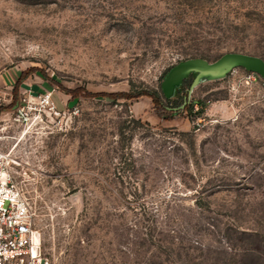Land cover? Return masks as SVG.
Listing matches in <instances>:
<instances>
[{
    "label": "rangeland",
    "instance_id": "rangeland-1",
    "mask_svg": "<svg viewBox=\"0 0 264 264\" xmlns=\"http://www.w3.org/2000/svg\"><path fill=\"white\" fill-rule=\"evenodd\" d=\"M230 53L264 60V0H0V148L53 264H264V78L164 87ZM143 89L177 105L87 95Z\"/></svg>",
    "mask_w": 264,
    "mask_h": 264
},
{
    "label": "built area",
    "instance_id": "built-area-1",
    "mask_svg": "<svg viewBox=\"0 0 264 264\" xmlns=\"http://www.w3.org/2000/svg\"><path fill=\"white\" fill-rule=\"evenodd\" d=\"M52 95L45 91L38 97L56 114ZM10 163L8 153L0 148V264H53L34 225L30 199Z\"/></svg>",
    "mask_w": 264,
    "mask_h": 264
},
{
    "label": "water",
    "instance_id": "water-1",
    "mask_svg": "<svg viewBox=\"0 0 264 264\" xmlns=\"http://www.w3.org/2000/svg\"><path fill=\"white\" fill-rule=\"evenodd\" d=\"M244 67L250 71L258 73L264 78V60L247 54L230 53L224 55L216 62L210 63L201 58L189 59L176 65L164 83L165 89H169L173 84L182 81L186 73L197 71V76L192 82L195 86L206 76L223 77L235 67Z\"/></svg>",
    "mask_w": 264,
    "mask_h": 264
},
{
    "label": "trees",
    "instance_id": "trees-1",
    "mask_svg": "<svg viewBox=\"0 0 264 264\" xmlns=\"http://www.w3.org/2000/svg\"><path fill=\"white\" fill-rule=\"evenodd\" d=\"M25 77L26 76L24 75V73H22L21 76L19 77V82H22L25 79ZM44 81H47V79ZM52 81L56 82L55 79H53ZM183 83L186 85L189 84L190 86L192 85V81L190 79H184ZM68 94L71 97L70 102L76 100L79 97L77 95V90L75 89L68 90ZM87 95L104 97L105 99H109L116 103L120 99L130 100L142 96H148L152 99L153 103L155 104V107L160 111L173 110L174 109L173 105L174 106L177 105V101L168 99L165 96H163V94H161L159 91L153 89H143L139 92L132 90L128 92L103 93L98 95L87 93ZM185 98H188V91H185ZM195 105H200V107L196 109ZM206 105L207 103L204 100L197 99L191 102L190 104H187L186 107L189 108L190 112L193 113L195 116H199L205 111Z\"/></svg>",
    "mask_w": 264,
    "mask_h": 264
},
{
    "label": "crops",
    "instance_id": "crops-1",
    "mask_svg": "<svg viewBox=\"0 0 264 264\" xmlns=\"http://www.w3.org/2000/svg\"><path fill=\"white\" fill-rule=\"evenodd\" d=\"M53 90H54V88H53ZM66 96H67V95H66ZM67 97H68V98L65 99V98H62V96L59 95V97L57 98V100H58V99L60 100V105H61V104H64V100H67V103L70 102L71 97H70L69 95H68Z\"/></svg>",
    "mask_w": 264,
    "mask_h": 264
}]
</instances>
